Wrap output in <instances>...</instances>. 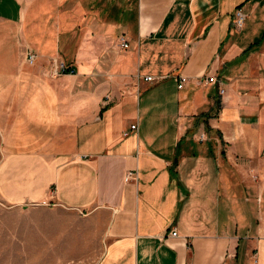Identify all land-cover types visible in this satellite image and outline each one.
<instances>
[{
	"label": "crops",
	"instance_id": "obj_1",
	"mask_svg": "<svg viewBox=\"0 0 264 264\" xmlns=\"http://www.w3.org/2000/svg\"><path fill=\"white\" fill-rule=\"evenodd\" d=\"M0 203L82 216L75 261L264 264V0H0Z\"/></svg>",
	"mask_w": 264,
	"mask_h": 264
},
{
	"label": "rangeland",
	"instance_id": "obj_2",
	"mask_svg": "<svg viewBox=\"0 0 264 264\" xmlns=\"http://www.w3.org/2000/svg\"><path fill=\"white\" fill-rule=\"evenodd\" d=\"M82 219L63 209L0 205V264H93L69 258V229H80Z\"/></svg>",
	"mask_w": 264,
	"mask_h": 264
},
{
	"label": "built area",
	"instance_id": "obj_3",
	"mask_svg": "<svg viewBox=\"0 0 264 264\" xmlns=\"http://www.w3.org/2000/svg\"><path fill=\"white\" fill-rule=\"evenodd\" d=\"M241 22H242V18L238 15L237 24L239 25ZM122 46H123L124 48L127 47V45H126L125 43H123ZM27 57L29 58V63L33 62V56H32V55L27 56ZM59 68H60L62 71L65 70V67H64L63 64H61V65L59 66ZM151 79H152L151 77H146L145 80H146V81H151ZM207 81H208L209 83H212V84H214V83L216 82V80H215L214 77H208V78H207ZM185 82H186V79L183 78V77H180V81H179V85H178V87H179V88L182 87V85H183ZM220 93H223V90H220ZM135 128H136L135 125H132V126H131V130H134ZM171 235H172V236H175L176 233H172Z\"/></svg>",
	"mask_w": 264,
	"mask_h": 264
}]
</instances>
